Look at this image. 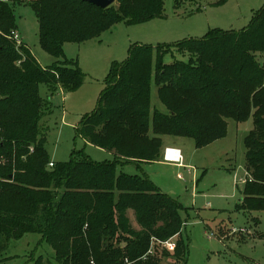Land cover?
Segmentation results:
<instances>
[{"label": "trees", "instance_id": "obj_1", "mask_svg": "<svg viewBox=\"0 0 264 264\" xmlns=\"http://www.w3.org/2000/svg\"><path fill=\"white\" fill-rule=\"evenodd\" d=\"M164 2L115 0L100 8L84 0H31L39 44L56 60L46 68L27 45L0 35V260L12 240L37 233L61 264H159L146 254L150 238L177 234L170 264H187L182 204L140 164L160 160L163 136L191 138L197 148L221 139L227 119L252 115L243 139L246 179L236 206L264 210V64L251 54L264 52V4L241 30L216 28L173 44L131 45L123 62L112 63L95 109L76 126L84 142L112 152L113 159L93 161L73 149L68 160L49 166L39 122L50 94L43 98L39 85L51 94L60 87L71 92L84 79L77 63L65 57L64 44L96 39L117 21L163 17ZM0 28L6 35L16 30L7 0H0ZM171 50L187 53L188 60L164 63ZM153 84L166 113L151 110ZM124 163L140 174L119 171ZM127 209L139 230L131 228ZM32 264L43 263L38 257Z\"/></svg>", "mask_w": 264, "mask_h": 264}, {"label": "rangeland", "instance_id": "obj_2", "mask_svg": "<svg viewBox=\"0 0 264 264\" xmlns=\"http://www.w3.org/2000/svg\"><path fill=\"white\" fill-rule=\"evenodd\" d=\"M7 1L14 10L16 29L31 53L42 67L51 66L56 60L39 44V25L29 4L31 0ZM216 1L180 0L176 5L174 0H165L163 17L138 23L117 21L96 39L65 43V57L77 63L84 79L78 89L63 94H51L45 84L39 85L43 98L50 94L45 100L48 105L44 117L39 122L41 134L46 137L50 162L68 160L73 149L84 151L97 162L113 159L112 152L84 142L77 135L76 126L85 114L95 109L112 63L123 62L131 45L173 44L204 37L216 28L241 30L264 4V0H227L222 5H214ZM251 54L264 64V52ZM188 57L187 53L171 50L163 55L162 61H187ZM153 109L167 112L157 97L154 84L151 88ZM252 127V115L240 122L227 119L225 136L199 148L191 138L163 136L162 150L165 141L178 142L183 166L169 164L161 157L160 162L144 167L162 192L182 204L180 214L185 222L181 233L188 239L187 264H264V210L246 212L236 206L242 198L244 183L241 179H246L243 139ZM118 170L140 174L132 163H124ZM59 190L61 194L63 190ZM125 216L132 229L141 228L132 209L125 210ZM40 238V234L28 233L12 240L2 254L0 264H32L38 257L43 264H61L54 250ZM176 238L177 234L167 239L152 236L146 254L157 257L159 264L172 263ZM168 242L174 244L173 250L166 248ZM122 244L115 241V246Z\"/></svg>", "mask_w": 264, "mask_h": 264}, {"label": "built area", "instance_id": "obj_3", "mask_svg": "<svg viewBox=\"0 0 264 264\" xmlns=\"http://www.w3.org/2000/svg\"><path fill=\"white\" fill-rule=\"evenodd\" d=\"M0 35L6 36L10 39H13L14 42L16 43L17 46L23 45L24 43L22 42L20 35L17 30H12L9 35H6L2 29L0 28ZM162 158L164 161L169 162V163H175L178 166H183V158L181 156L180 149L174 148V147H165L163 150ZM53 163L50 162L49 166H52ZM180 178L182 176L179 174L178 175ZM243 183H245V179H241ZM167 247L169 250H173L174 244L171 242L167 243Z\"/></svg>", "mask_w": 264, "mask_h": 264}, {"label": "crops", "instance_id": "obj_4", "mask_svg": "<svg viewBox=\"0 0 264 264\" xmlns=\"http://www.w3.org/2000/svg\"><path fill=\"white\" fill-rule=\"evenodd\" d=\"M17 30V29H16ZM20 38H21V40H22V42L25 44V45H27L25 42H24V40L22 39V37L20 36ZM28 46V45H27ZM29 47V46H28ZM31 50V49H30ZM56 93H65L63 90H61L60 88L58 89V91L56 92ZM179 144H178V142L175 140V142L174 141H165L164 142V148L165 147H174V148H177V149H180L179 148V146H178ZM163 148V149H164ZM180 152H181V156H182V151L180 150ZM182 158H183V156H182ZM161 159V158H160ZM162 160H163V158H162ZM164 161V160H163ZM155 162H160V160H156V161H151V162H143V163H141L140 164V166H141V168L143 169V172L145 173V174H147L148 176H149V174H148V172H146L145 170H144V167L145 166H148V164H151V163H155ZM166 162V161H165ZM168 163V162H167ZM183 163V162H182ZM169 164H174V165H176L175 163H169ZM176 166H178V165H176ZM157 185V184H156ZM158 186V185H157ZM159 187V186H158ZM160 188V187H159Z\"/></svg>", "mask_w": 264, "mask_h": 264}, {"label": "water", "instance_id": "obj_5", "mask_svg": "<svg viewBox=\"0 0 264 264\" xmlns=\"http://www.w3.org/2000/svg\"><path fill=\"white\" fill-rule=\"evenodd\" d=\"M90 2L100 8H106L115 3V0H84Z\"/></svg>", "mask_w": 264, "mask_h": 264}]
</instances>
